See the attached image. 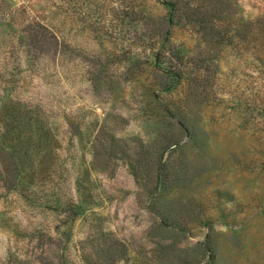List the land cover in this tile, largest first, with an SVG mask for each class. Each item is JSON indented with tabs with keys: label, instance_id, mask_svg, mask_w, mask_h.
<instances>
[{
	"label": "rangeland",
	"instance_id": "1",
	"mask_svg": "<svg viewBox=\"0 0 264 264\" xmlns=\"http://www.w3.org/2000/svg\"><path fill=\"white\" fill-rule=\"evenodd\" d=\"M0 264H264V0H0Z\"/></svg>",
	"mask_w": 264,
	"mask_h": 264
},
{
	"label": "trees",
	"instance_id": "2",
	"mask_svg": "<svg viewBox=\"0 0 264 264\" xmlns=\"http://www.w3.org/2000/svg\"><path fill=\"white\" fill-rule=\"evenodd\" d=\"M167 4L170 5L171 9H173V7H174V4H173V3H171V2L169 1ZM11 126H12V125H11Z\"/></svg>",
	"mask_w": 264,
	"mask_h": 264
}]
</instances>
